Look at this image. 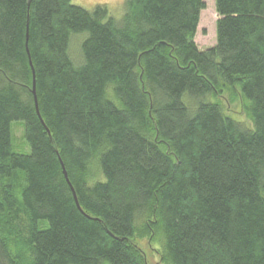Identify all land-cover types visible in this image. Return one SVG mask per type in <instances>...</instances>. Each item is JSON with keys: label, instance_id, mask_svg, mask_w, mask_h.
<instances>
[{"label": "trees", "instance_id": "trees-1", "mask_svg": "<svg viewBox=\"0 0 264 264\" xmlns=\"http://www.w3.org/2000/svg\"><path fill=\"white\" fill-rule=\"evenodd\" d=\"M205 8L0 0V264H150L145 239L160 264H264V0H215L201 49ZM226 93L251 127L192 98Z\"/></svg>", "mask_w": 264, "mask_h": 264}, {"label": "rangeland", "instance_id": "rangeland-1", "mask_svg": "<svg viewBox=\"0 0 264 264\" xmlns=\"http://www.w3.org/2000/svg\"><path fill=\"white\" fill-rule=\"evenodd\" d=\"M204 1L206 3V8L202 11L195 39L201 49H207L216 44V21L219 18L215 8V0ZM72 2L88 10H93L97 5L104 4L109 8L111 15L120 17L124 12L126 0H72ZM87 36L88 33H81L75 36L73 35V37L71 38L69 52L75 62L81 61V45ZM187 98H190V96L188 94H185L183 100L185 103L188 104ZM192 98L195 101V105L198 101L218 102L220 100L224 104V106L230 111L228 112V110L225 109L226 112L230 114L234 119L240 122L244 121L246 125L250 127L252 126L251 120L248 118L245 111L242 109L240 99L236 96L231 97L229 94L226 93L221 98L218 96H214L213 94H206L203 96ZM12 130L14 138L13 146L15 151L19 153H29L30 146L24 136V122L20 120L14 121L12 124ZM140 243L145 247L147 251L149 263L160 264L158 263L159 255L155 251V249L159 248V244L154 243L150 246L148 245L146 239L140 241Z\"/></svg>", "mask_w": 264, "mask_h": 264}, {"label": "water", "instance_id": "water-1", "mask_svg": "<svg viewBox=\"0 0 264 264\" xmlns=\"http://www.w3.org/2000/svg\"><path fill=\"white\" fill-rule=\"evenodd\" d=\"M33 91H34V94H35V100H36V107H37V109H38V103H37V97H36V82H35V76H34V82H33ZM38 111H39V109H38ZM65 175H66V177H67V172L65 171ZM74 195H75V199H76V202H77V205L79 206V208H81L80 207V204H79V201H78V199H77V195L74 193Z\"/></svg>", "mask_w": 264, "mask_h": 264}]
</instances>
